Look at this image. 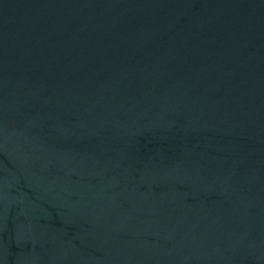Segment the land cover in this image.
<instances>
[{"label": "water", "instance_id": "obj_1", "mask_svg": "<svg viewBox=\"0 0 264 264\" xmlns=\"http://www.w3.org/2000/svg\"><path fill=\"white\" fill-rule=\"evenodd\" d=\"M0 264H264V0H0Z\"/></svg>", "mask_w": 264, "mask_h": 264}]
</instances>
